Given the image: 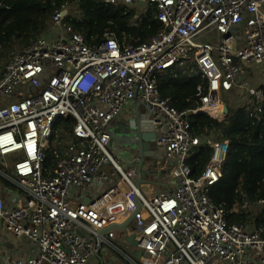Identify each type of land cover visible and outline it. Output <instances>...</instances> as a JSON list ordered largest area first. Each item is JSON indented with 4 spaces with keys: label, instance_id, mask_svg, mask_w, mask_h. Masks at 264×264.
<instances>
[{
    "label": "built area",
    "instance_id": "1",
    "mask_svg": "<svg viewBox=\"0 0 264 264\" xmlns=\"http://www.w3.org/2000/svg\"><path fill=\"white\" fill-rule=\"evenodd\" d=\"M105 3L143 7L144 14L156 7L163 30L146 42L120 40L113 31L89 42L66 28L67 9L55 10L50 30L15 45L1 69L0 186L11 202L0 191V226L35 246L15 264H264V232L238 221L264 201L230 209L213 201L209 191L224 178L228 141L216 127L193 134L191 122L192 114L204 112L225 127L226 97L240 104L263 100L264 0ZM210 30L216 38L195 39ZM185 61L198 65L206 84L198 87L201 106L181 112L161 98L159 86L165 72ZM126 110L133 111L134 125L138 118L152 121L155 144L165 151L143 169L141 182L138 135L127 160L109 148L108 125ZM64 118H73L72 130L52 144ZM203 144L214 152L195 178L188 160ZM51 145L61 154L47 174ZM168 169L174 179L160 189L159 173ZM132 216L124 237L127 243L135 238L126 253L112 243L113 231H102Z\"/></svg>",
    "mask_w": 264,
    "mask_h": 264
},
{
    "label": "trees",
    "instance_id": "2",
    "mask_svg": "<svg viewBox=\"0 0 264 264\" xmlns=\"http://www.w3.org/2000/svg\"><path fill=\"white\" fill-rule=\"evenodd\" d=\"M75 4L76 14H68L66 28L82 32L87 41H102L105 33L113 31L120 40L135 43L149 41L163 30L156 16V7L137 19L124 4L111 6L105 0H0V60H7L15 45L27 46L52 26L51 15L55 10L67 9ZM123 35L125 36L123 38ZM1 76V70H0ZM206 78L195 62L183 66L176 65L160 78V95L172 107L181 112L192 111L201 106L200 85ZM227 125L204 114H192L193 134L198 135L203 127L220 128L223 140L228 141V149L223 162L224 178L210 188L209 194L217 204L228 209L245 200L264 201V98L260 104L248 101L240 105H228ZM73 118H64L57 123L52 144L65 140L70 132ZM66 130V131H65ZM213 148L209 144L200 145L188 160L192 177L198 178L209 163ZM60 149L51 145L46 152L45 172L49 174L60 157ZM244 193L241 197V193ZM255 224L264 232V204L253 206L243 214L241 222Z\"/></svg>",
    "mask_w": 264,
    "mask_h": 264
},
{
    "label": "crops",
    "instance_id": "3",
    "mask_svg": "<svg viewBox=\"0 0 264 264\" xmlns=\"http://www.w3.org/2000/svg\"><path fill=\"white\" fill-rule=\"evenodd\" d=\"M186 63H180L179 66H183ZM131 117L134 118V114L132 110H126L123 117L121 118V122H125V120L128 121L131 119ZM153 152L157 153V157H163L165 155V151L163 148H157L158 146L153 143L151 145ZM134 147V146H133ZM133 147H127L124 145H121L118 152H114L113 154L117 157H119L122 160H127L132 153L134 152ZM119 153V154H118ZM155 157V156H154ZM152 157V158H154ZM152 158H147L146 162H149V165L144 166V171L147 172L148 169L151 168V166L154 164V161L151 160ZM161 176V182L159 184L160 189H166L169 188L172 184V180L174 179L171 176L170 170H161L160 171ZM0 191L2 195L4 196L5 200L10 203L11 200L8 198V195L6 193V190L0 186ZM10 197V196H9ZM35 249L34 244L29 239H23L21 241H17L14 236L8 232L2 223L0 226V264H15V262L22 256H28L33 252ZM251 256L253 259H256L255 252H251Z\"/></svg>",
    "mask_w": 264,
    "mask_h": 264
},
{
    "label": "water",
    "instance_id": "4",
    "mask_svg": "<svg viewBox=\"0 0 264 264\" xmlns=\"http://www.w3.org/2000/svg\"><path fill=\"white\" fill-rule=\"evenodd\" d=\"M67 13V11L65 12ZM136 108H137V103L135 102ZM200 114H204L207 115L206 113H200ZM226 114H229V108L226 105ZM128 134L130 133V135H126L124 136L121 140H120V144L124 145V146H135V140L137 139V135H138V148H139V164H138V174H139V182H141L142 177H143V168L145 166L146 160L147 158H152L154 156L157 155L156 152H153L152 150V144L156 142V133H155V129L153 126L152 121L147 117L143 122H141L138 118V122L136 120L135 125H130L127 129ZM111 137V136H110ZM154 138V139H153ZM113 139H110V144L112 143ZM114 184L111 185V187H113ZM89 203V201L87 202ZM136 203L138 204L139 208H140V203L138 200H136ZM134 216L130 217L128 219V221L124 224V225H112L111 227L103 230L102 232H112L114 229H118L120 231H128L129 227L132 224ZM135 236H131L128 238V243H132L134 241ZM136 255V257L140 258L144 253L140 252V253H134ZM100 255V253H99Z\"/></svg>",
    "mask_w": 264,
    "mask_h": 264
},
{
    "label": "rangeland",
    "instance_id": "5",
    "mask_svg": "<svg viewBox=\"0 0 264 264\" xmlns=\"http://www.w3.org/2000/svg\"><path fill=\"white\" fill-rule=\"evenodd\" d=\"M67 10H68V14H76V15H79V12H77V10H76L75 4H70L67 7ZM130 10H132L135 14H137V18L144 15L143 7H139L138 8V7L134 6V7H131ZM49 30H47V31H49ZM214 38H216V31L215 30H210V31H208V32H206L204 34H199L198 36H196L195 39L197 41L206 42V41H210L211 39H214ZM5 63H6V60H0V70L5 65ZM185 63L187 64L188 61H185ZM225 102L228 105H233V104L234 105H238V104H240V102H233V100L231 98H229V97H226L225 98ZM120 120H114L111 124L108 125V128H107V132H108L109 136H111L110 138L113 139V141H112V143L110 144V147H109L110 148V151L112 153L119 151V149L121 147L120 140L124 136L130 135V133L128 134L127 129H128V127L130 125H133V119H132V117H131L130 120L128 118V121L125 120V122H121ZM63 134L66 136L65 138L68 137L66 135V133H63ZM66 140L67 139H65V141ZM146 165H149V162H146ZM145 173L146 172H144V174ZM2 187L6 190L5 184L4 185L2 184ZM96 189H97V187H96ZM102 192H105V190H103ZM113 232H114V237L112 238V243L115 246H117L118 248L124 250L126 253H129L130 252L129 245L126 242V238L124 237V235L126 234V232L120 231L118 229H114ZM105 254L107 256H110L111 255L114 261H116L118 259L117 254L110 253L109 249H107V251L105 252Z\"/></svg>",
    "mask_w": 264,
    "mask_h": 264
},
{
    "label": "bare ground",
    "instance_id": "6",
    "mask_svg": "<svg viewBox=\"0 0 264 264\" xmlns=\"http://www.w3.org/2000/svg\"><path fill=\"white\" fill-rule=\"evenodd\" d=\"M108 172H110V169H108ZM112 177H115L114 174L111 175Z\"/></svg>",
    "mask_w": 264,
    "mask_h": 264
},
{
    "label": "flooded vegetation",
    "instance_id": "7",
    "mask_svg": "<svg viewBox=\"0 0 264 264\" xmlns=\"http://www.w3.org/2000/svg\"><path fill=\"white\" fill-rule=\"evenodd\" d=\"M154 139V138H153ZM127 147H129V146H127ZM132 225V224H131Z\"/></svg>",
    "mask_w": 264,
    "mask_h": 264
}]
</instances>
